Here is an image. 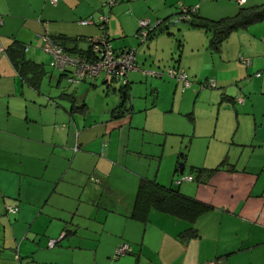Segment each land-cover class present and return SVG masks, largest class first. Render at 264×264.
<instances>
[{
    "label": "crops",
    "instance_id": "0c3cea01",
    "mask_svg": "<svg viewBox=\"0 0 264 264\" xmlns=\"http://www.w3.org/2000/svg\"><path fill=\"white\" fill-rule=\"evenodd\" d=\"M105 1L0 0V264H264V32L232 34L214 53L202 30L188 27L176 40L165 23L178 15L172 1L120 5L109 13L115 53L135 48L139 70L176 68L191 81L183 91L176 81L132 72L121 109L120 82L71 86L39 48L47 34L86 52L99 30L80 22L106 13ZM186 4L209 17L202 0ZM128 7L131 34L144 17L162 22L144 44L124 40ZM215 8L240 6L224 0ZM19 46L29 47L22 62L11 57ZM209 80L220 91L202 89ZM193 169L218 171L197 179ZM184 177L194 180L177 186ZM142 180L210 209L193 223L155 211L137 221ZM190 229L194 236L182 237ZM122 244L130 252L114 260Z\"/></svg>",
    "mask_w": 264,
    "mask_h": 264
},
{
    "label": "built area",
    "instance_id": "2783aa9c",
    "mask_svg": "<svg viewBox=\"0 0 264 264\" xmlns=\"http://www.w3.org/2000/svg\"><path fill=\"white\" fill-rule=\"evenodd\" d=\"M215 2L217 0H207ZM246 0H238V5L243 6ZM52 5H56L58 0H50ZM118 0H107L104 7L111 10ZM197 8H183L176 22H182L190 19L192 14H195ZM109 17L106 15L100 16L96 21L87 19L80 22L82 26L95 25L99 30V35L89 38L87 40L88 48L90 50V59L82 58L79 56H73L67 54L64 49L57 45L52 38L45 34L39 38L40 50L50 57V68L58 73L66 76L67 83L70 85H78L85 80H95L102 78L105 82L111 80H117L123 86L128 84L129 74L135 71H140L143 76L147 78L163 79L167 78L183 86V91L191 87V81L188 75L176 68H171L166 71H141L136 66V52L134 50L123 51L121 53H115L109 38L108 32ZM157 22L153 27L149 20H140L138 22L137 39L140 43H145L149 34L158 25ZM2 25V18L0 17V26ZM29 47H25V51H28ZM4 54V50L0 46V56ZM241 63L244 65H250L248 59L241 58ZM259 77V74L256 75ZM216 84L214 81L209 80L202 84L201 88L214 89ZM184 181H193L192 177H184L176 181V185L180 186ZM8 214H17V207H8ZM65 234L63 233L58 240H50L48 242V248L52 249L59 243ZM130 252V248L127 244L119 246L114 253L113 259L117 260L126 256ZM15 260L19 261V257L15 256Z\"/></svg>",
    "mask_w": 264,
    "mask_h": 264
},
{
    "label": "trees",
    "instance_id": "16d2710c",
    "mask_svg": "<svg viewBox=\"0 0 264 264\" xmlns=\"http://www.w3.org/2000/svg\"><path fill=\"white\" fill-rule=\"evenodd\" d=\"M106 1H105V3H106ZM104 4H103V7H104ZM104 8L107 9L106 7H104ZM179 15L180 14H178V16ZM262 22H264V4H262L260 6H256V7H250V8L240 6V8L238 9L235 16H233L231 18H225V19H222L219 21H207L205 19L198 18L196 13H195V14H192L190 16L189 20L182 21L181 23H187L189 25V28H191V29L203 30L205 32L206 36L208 37L209 49L214 53H218L220 51L221 46L229 39V37L232 34L238 33L241 31H245L249 27H251L255 24L262 23ZM178 23H180V22H178V21L175 22V24H178ZM161 24H162V22H161ZM161 24L158 25L154 30H152L150 32L149 37L152 35V33L158 27L161 26ZM52 40L57 45H60L67 54L73 55V56H79V57L86 58V59H90L89 48L87 49L86 52H81V51H78L76 48H70L67 46L68 44L76 43V41L67 40L64 38L55 39V40L52 38ZM140 44H142V43H140ZM24 51H25V47L19 46V48H17V50H15V52H14L15 54L12 53L11 57L13 55H16V58L14 59V57H13V59L14 60L20 59L19 61L22 62V61H24ZM241 58H243V57L239 58L240 63H241ZM244 59H247V58H244ZM250 64H251V62H250ZM242 65L245 67L250 66V65H244V64H242ZM49 66H50V62H49ZM59 74L62 77H64L66 80V76L64 74H61V73H59ZM257 74H259V77H261V73H256L254 75L256 78H259L256 76ZM98 79H101V78H98ZM95 80H97V79H95ZM95 80H85L83 82L95 81ZM83 82H81V83H83ZM128 84H129V77H128ZM128 84L126 86H123L121 84L122 85V89H121L122 99L124 101V104L121 106V109L125 108V103L129 97L128 90H126V88L128 87ZM71 86H77V85H71ZM216 89H218L217 85L214 89H211V90H216ZM123 94H124V96H123ZM240 102H241V100H240ZM121 114H123V113L121 112ZM217 171L218 170H213V171L207 172V171L202 170V169H193L192 173H194L196 175L197 179H200L201 176H204L207 173L212 175V174L216 173ZM193 180H194V178H193ZM209 209H210L209 207L202 205L198 202H195V201L185 197L179 191H174L172 189L165 188V187L160 186L159 184H157L153 181L142 180L139 183V186L137 189V193H136L135 202L133 205V211H132L131 217L137 221H140L142 223H146L148 221V218H149L151 211H155V212H159L162 214L172 216V217L179 219V220H183V221H186L189 223H193L201 215L206 213ZM192 236H194V231L192 229L186 231L182 235V237H185V238L192 237Z\"/></svg>",
    "mask_w": 264,
    "mask_h": 264
},
{
    "label": "rangeland",
    "instance_id": "374dc122",
    "mask_svg": "<svg viewBox=\"0 0 264 264\" xmlns=\"http://www.w3.org/2000/svg\"><path fill=\"white\" fill-rule=\"evenodd\" d=\"M129 2L125 1L124 0H118V3L111 9H106L107 12L102 14V15H106L109 17V13H112L113 10L116 8H118L120 5H123V4H130L132 2H135V1H139V0H128ZM142 1V0H141ZM172 1V9H173V14H180L181 13V10L183 8H197V10L199 9V6H195V7H189V6H186V1L188 0H170ZM203 1V4H204V7L203 8H208L207 9V15H209V17L207 16V21H219V20H222V19H225V18H231L233 16L236 15V12L238 11V8L235 10H232L231 12L229 11H226V12H223V11H219L218 9H216L215 7L218 6V5H221V3L224 1V0H217L215 2H210V1H207V0H202ZM229 2H232L235 4V6H237L236 4H238L237 0H228ZM237 1V2H236ZM264 4V0H249V3L247 4L246 8H250V7H256V6H260ZM103 7V6H102ZM104 8V7H103ZM125 15L126 17H124V30H125V42L127 44H131V41L135 42L137 41L139 44H140V41L135 37V33L131 34L134 30V23H133V17L135 15V9H131V8H127L126 12H125ZM99 17H97L95 19V21L98 19ZM149 17H144L142 18L141 20H149L147 19ZM179 18V16L177 15L176 17L173 16V17H170L168 20L165 21V23H167V26H168V29L170 32H172V34L174 36H176V40H179V42H183V36L186 32V30H188L189 28V25L187 23H178V24H175L176 20ZM150 21V20H149ZM157 22H160V20H156L155 23H153L151 25V27H153ZM108 28H109V24H108ZM137 29H138V24H137ZM192 29H189L188 31L189 32H193L190 31ZM138 31V30H137ZM203 31V30H202ZM246 32L248 31L249 33H252V32H264V22L262 23H259V24H255L251 27H249L247 30H245ZM245 31H242V32H245ZM109 32V30H108ZM197 32H201V29H199V31ZM188 34V33H187ZM235 34V33H234ZM113 43H117V40L116 38H114V41L111 42V44ZM113 47V46H112ZM165 47L166 49L169 47V44H165ZM134 51L135 48H133ZM136 59H137V55H136ZM178 59V54L176 53V55L173 56V59L171 60V65H175V62L176 60ZM139 60V59H138ZM170 61V60H169ZM51 70V69H50ZM151 71H159V70H151ZM55 75L54 76H57V72L55 71L54 72ZM59 74V73H58ZM166 79V78H165ZM98 80V79H97ZM152 80H157V79H152ZM67 82V81H66ZM89 82H93V81H89ZM101 83V80L99 81ZM116 85V88L120 86L119 83L115 84ZM67 84L65 82H62L61 84V87L62 89L63 88H67ZM103 91H104V86L103 87H100ZM92 92V96H96V97H100V93L102 95H105L104 92ZM218 91H220V89H218ZM109 96H111L112 92L110 90L109 93H107ZM99 110V108H97Z\"/></svg>",
    "mask_w": 264,
    "mask_h": 264
},
{
    "label": "water",
    "instance_id": "95a60500",
    "mask_svg": "<svg viewBox=\"0 0 264 264\" xmlns=\"http://www.w3.org/2000/svg\"><path fill=\"white\" fill-rule=\"evenodd\" d=\"M123 96H124V94H123ZM180 170H181V172H182V170H183V165H180Z\"/></svg>",
    "mask_w": 264,
    "mask_h": 264
}]
</instances>
